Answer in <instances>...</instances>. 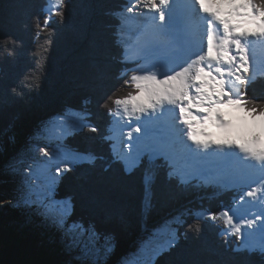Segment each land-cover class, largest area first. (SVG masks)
I'll use <instances>...</instances> for the list:
<instances>
[{
	"label": "trees",
	"instance_id": "obj_1",
	"mask_svg": "<svg viewBox=\"0 0 264 264\" xmlns=\"http://www.w3.org/2000/svg\"><path fill=\"white\" fill-rule=\"evenodd\" d=\"M127 4L66 0L65 19L53 24L54 32L37 37L35 18L45 14L47 0H0V190L14 200L0 204V264H118L179 214V224L173 222L175 245L155 256L153 264H264V255L238 251V242L222 235L221 217L196 221L199 231L187 227L201 210L233 207L239 197L235 189L198 180L183 185L169 175L164 161L148 157L127 173L114 157L108 140L113 118L101 102L111 97L112 106V99L132 91L119 76L133 64L122 61L123 49L115 41L118 15ZM32 76L35 85L25 87ZM249 95L264 99V76L249 86ZM78 113L98 132L85 128L68 143L94 160L66 173L56 195L71 201L72 219L93 224L105 238L87 255L17 200L21 182H14L18 177L11 165L32 157V144H58L49 139L46 126ZM107 241L111 250L105 253Z\"/></svg>",
	"mask_w": 264,
	"mask_h": 264
},
{
	"label": "snow or ice",
	"instance_id": "obj_2",
	"mask_svg": "<svg viewBox=\"0 0 264 264\" xmlns=\"http://www.w3.org/2000/svg\"><path fill=\"white\" fill-rule=\"evenodd\" d=\"M224 4L234 7L224 14L220 7H215ZM47 5L45 14L35 18L37 37L45 31L54 32L53 24L65 19L66 0H47ZM133 17L143 18L138 37L144 31H149L151 39L141 42L137 38V54L130 59L127 47L129 39L126 36L130 18ZM194 17L203 25V31L182 62L174 64L171 53L182 52L187 46L190 21ZM238 20L245 23L251 21L259 30L242 31ZM118 21L117 39L125 46L122 61L133 64L128 71L121 72L119 78L132 91L112 99V106L108 105L111 97L104 99L102 107L117 123L121 119L128 122L135 118L139 121L141 117L143 121L154 120L159 118L158 113L172 111L176 113L177 135L191 141L186 146L194 155L209 154V149L212 154L224 156L231 155L226 151L229 149L243 154L244 158L253 162L251 167L258 170L260 176L258 181H253L254 186L244 190L240 201L253 206L258 203L262 210L243 218L236 217L231 209L219 213L201 210V215L195 217L187 227L199 231L196 221L207 219L215 222L218 216H223L232 235L243 237L247 229L264 232V142L254 132L242 143L231 139L212 140L208 138L207 131L197 128V125L202 129L204 125L212 123L225 135H230L234 129L232 121L226 118L225 108L242 114L240 118L245 122L251 121L255 125L259 121L264 128V99L249 95V86L256 79L252 49L257 44L264 45V0H241L240 4L236 0H182V3L178 0H128ZM27 80L29 83L25 87L36 83L35 76L27 77ZM59 119L65 121L67 117ZM83 121L81 117V121L73 124L70 131L61 129L56 137L58 144L55 149L47 145L37 146L38 156L44 158L41 165L48 166L52 161H57V164L48 168L51 175L43 178L39 168L31 164L28 166L21 186L20 202L51 222L68 241L82 247L87 255L100 239L105 238L93 224L72 219L71 201L58 200L56 195L57 184L66 173L94 160L90 153L81 152L68 143L70 136L85 128L98 132L96 126ZM143 121L128 133L131 143L127 146L130 152L125 160L126 166H139L144 163L145 157L150 160L163 158L170 169L169 175H172L176 168L168 154L150 146L140 147L137 143L139 136H133V132L141 133ZM171 236L169 247L174 244L175 233H171ZM110 250L111 243L107 241L103 251L108 253ZM259 251L264 255V244Z\"/></svg>",
	"mask_w": 264,
	"mask_h": 264
},
{
	"label": "bare ground",
	"instance_id": "obj_3",
	"mask_svg": "<svg viewBox=\"0 0 264 264\" xmlns=\"http://www.w3.org/2000/svg\"><path fill=\"white\" fill-rule=\"evenodd\" d=\"M178 2L182 3V0H179ZM236 3L240 4L241 0H236ZM215 7H220L223 10V13L227 14L228 11L234 7V5L224 4V5H215ZM134 18H136V20L133 22V24H135L136 27L133 26L135 27L134 31L129 32L131 33V35H133V38L131 44L128 45V47H130V45L133 46L131 47L130 50H128V54L132 58H134L137 54V49H138V45L136 43L137 38H139L141 42L151 39V33L149 31H144L143 34L139 35L138 37V30L143 27V20L142 19L139 20L137 17ZM237 22L241 24L242 31L245 30L246 28H247L246 30L249 31L250 26H252L253 28V22L251 21L245 23L242 20H238ZM202 31H203V25L200 23L198 19L194 17L190 21V36L188 38L187 46L182 52L171 53V59L174 64H179L182 62L184 55L187 53V51L191 49L192 45L198 40V37ZM252 57H253L252 61L255 60L260 61L264 65V45H259V44L255 45L252 49ZM257 57H262L263 60H257ZM262 76H264V72L256 75L255 77L257 79ZM227 111L228 108H225L224 109L225 115H227ZM157 115L159 116L158 119L149 120V121H143V117H141V120L139 121L133 118L131 121L128 122H126L124 119H121L118 123L116 122L118 126V128L115 129L116 137L114 139H111L110 138L112 135L111 132H110V136L108 137L111 146H113V144L118 145L117 147L119 148V150H117L116 153L117 154L121 153L120 145L124 142L125 139L127 142H124L123 145L128 146V144L131 143V141L128 140V133L132 131L136 125L141 124V121H143L141 133L136 134L135 132H133L134 137L139 136L137 143L142 148L148 147V144L151 143L154 144L157 147V149H161L163 151L174 149V155H172L171 158L175 163L176 171L173 172L172 176L179 179L183 185H188L189 183L196 181L194 180V178L198 175H201L202 177L204 176L206 177L210 175L212 176L213 179H217L214 181L221 182L224 185L226 184L228 185L232 181H236L239 186H254L253 181L254 180L258 181L260 173L258 170H254L251 167V164L253 162L244 158L243 154L238 153L237 150L235 149L226 150L231 153V155L228 156H224L220 154H212L211 149H209V154L194 155L192 152L188 150L186 146V144H191V141H187L186 137L181 139L180 136L177 135V131L175 128L176 118L173 119V117L176 116V113L169 111L163 114L158 113ZM227 119H231V118H227ZM74 123H77V121H74ZM180 127L183 126L181 125ZM197 128L205 131L206 125H204L202 129L200 128L199 125H197ZM145 129H147V131H145ZM251 132H254L255 134H260L259 136L261 138V141L264 142V128L260 126L259 121H257L255 125L250 123L249 126H247L243 130L234 129L230 135H225L219 128L215 126L210 132H208L209 133L208 138L212 140L231 139V140H235L237 143H242L244 142V139H246V136L250 135ZM181 153H183V155H179ZM168 156H170V153H168ZM177 158H184L185 160L179 162ZM159 160L164 161L163 158ZM180 163H185V165H183L182 167H178L177 165L180 166ZM124 167L127 173H131L136 166L128 168L126 165H124ZM182 173H184L185 175H182ZM179 176L182 177V179L184 180L183 182L182 179L179 178ZM214 177H220V178H214ZM216 187H220V186H216ZM206 188L212 189L210 186H206ZM227 189H234V188H227ZM235 191L238 192L236 189ZM235 200L236 198L234 199V201ZM261 210L262 209L260 207V204L258 203L253 206L252 204L249 203L240 202L235 206V208L232 209V212L236 214V217L243 218L249 216V214L253 212L259 213ZM227 232L230 233L228 230ZM242 238L245 241L243 242L244 248H248L249 250H259L261 248V245L264 244V232H262L259 229H247ZM162 243L163 242L161 241V239H156L153 242V244L156 247L160 246ZM248 244H250V247L247 246Z\"/></svg>",
	"mask_w": 264,
	"mask_h": 264
},
{
	"label": "rangeland",
	"instance_id": "obj_4",
	"mask_svg": "<svg viewBox=\"0 0 264 264\" xmlns=\"http://www.w3.org/2000/svg\"><path fill=\"white\" fill-rule=\"evenodd\" d=\"M138 19L139 20L140 19L143 20V18H138ZM135 20H136V18H134V17L131 18L129 26H128V29H127L126 38L129 39V44H131V41H132V38H133V35H131V33H129V32L134 31L136 26H135V24H133V22ZM133 26H135V27H133ZM118 30H119V28L117 29V34H116V37H115V41H117V44H119L121 46V48L124 49L125 46L121 45L118 42V39H117ZM258 30L259 29H258V27H257V25L255 23H253V28H252V26L249 27V31H251V32H256ZM75 33H77V32L75 31ZM131 47H133V46L130 45V47H128V50H130ZM129 58H132V57L129 55ZM252 64L254 65L253 72H254L255 76L264 72L263 63H261L260 61H256L255 60V61H252ZM32 65L35 66L36 64L33 63ZM241 115L242 114L238 113L235 110L228 109V111H227L226 118H231L229 120L232 121V124L234 126L233 128L235 130H243L247 126H249V124L251 123V121L245 122V121L241 120V118H240ZM81 117L85 118L86 116H85L84 113H78V114H73V115L67 117V119L65 121H61L59 118H57L55 121H53L50 124L51 127H48V131L47 132H48L49 139L55 140L61 129H64L65 131H70L71 130V126L73 124H76V123H74V121H77V123L80 122L81 121ZM83 122H86V121L84 120ZM112 122H113V124H111L109 126L110 132L112 134L110 138L114 139L116 137V133H115L116 130L115 129H117L118 126H117V123H116V121L114 119H112ZM214 127H215V125H213L212 123H208V125L206 124L205 131L210 132ZM114 133H115V135H114ZM256 135H260V134H256ZM248 136H246V138ZM244 141H245V139H244ZM124 142H127L126 139L124 140ZM124 142L120 145L121 153L120 154L119 153L116 154V156L121 158V159H123L125 161L126 157H129V150L126 149V148H128L127 146L123 145ZM45 145H47L50 149H55L57 147V144L47 143V142L46 143H35V144H32L31 146L34 149L32 157H30V158H25V157L23 158L22 157L20 160H18L16 162H13L11 164V165H13L16 168L18 179L17 180L14 179V182H16V181L19 182L20 181L21 184H19V186H22V183H23V180H24V177H25V174H26V170H27V168H28V166L30 164L33 165L34 168H39V173L42 176V178L51 175V173L48 171V168L52 167V165L57 164V161H52L51 164H49L48 166H43V165L40 164V162L44 158L38 156V154H37V146H45ZM117 146L118 145L113 144V149H114L115 153L117 152V150H119V148ZM179 155H183V153H181ZM177 160L180 162V161H184L185 159L184 158H177ZM91 163H93V162H91ZM183 165H185V163H180V166L179 165H177V166L178 167H182ZM128 168H131V167H128ZM182 175H185V174L182 173ZM179 178L182 179L181 176H179ZM214 178H220V177H214ZM194 179H199L200 181H202V182H204V183H206L208 185H214V186H222L223 185V186H225L227 188H236V189H238L240 191V195L241 196L243 195L244 190L247 187H249V186H239L238 183L235 182V181H232L228 185L227 184L224 185L221 182L214 181V180H217V179H213L212 176H210V175L206 176V177L205 176L202 177L201 175H198ZM183 181L184 180L182 179V182ZM184 183H187V182H184ZM20 199H21V192L19 194H17V200H20ZM10 201L13 202L14 200L11 199L10 196H8L6 194L4 189H1L0 190V204H5L6 202H10ZM240 202H241L240 198H239V200L237 199V204L240 203ZM236 205H234L233 207L235 208ZM224 210H228V209H224ZM200 215H201V211L198 212V216H200ZM180 217H181V214L176 215L174 217L175 220L171 219V220H168L167 222L163 223L159 229H156L154 231V236L150 237L146 242L143 243L140 252L133 253V254H130L128 256H125L118 264H153L155 256H157L162 251H165V250L171 248V247L168 246L169 245V241L172 239L171 233H175V240H174L173 246L175 245L176 236H177V229L173 226V222H176V223L180 222ZM220 217L225 220L226 225H227V229L223 232V234L228 236V237H230L233 242H238V244H240L239 245L240 249L249 250L248 248H244V243L243 242H245V241H244V239L242 237L238 236L237 239H234L233 237L235 235H232L231 233L227 232V230H228L227 219H225L226 217H223V216H220ZM156 239H161V241L163 242L158 247H156L153 244V242ZM41 244L42 243H40L38 246H40ZM247 246L250 247V244H248ZM252 249H254V248H252Z\"/></svg>",
	"mask_w": 264,
	"mask_h": 264
}]
</instances>
